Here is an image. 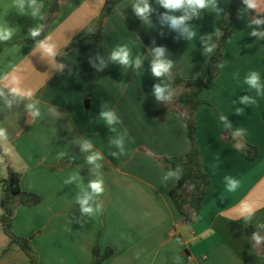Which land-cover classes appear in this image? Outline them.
Segmentation results:
<instances>
[{"label":"crops","instance_id":"1","mask_svg":"<svg viewBox=\"0 0 264 264\" xmlns=\"http://www.w3.org/2000/svg\"><path fill=\"white\" fill-rule=\"evenodd\" d=\"M236 1L211 0L192 13L148 0L145 20L134 10L138 0H121L102 40L94 41L87 36L106 0H63L45 35L29 41L51 0H36V15L30 0L23 9L16 0H0V28L11 32L0 40V179L9 165L21 175V190L40 196L37 204L18 206L13 217L17 235H34L39 264H92L96 245L113 250L103 264H264L262 239L246 233L253 226L264 234V30L251 18L252 8L242 6L229 21L219 74L199 93L205 102L196 110V139L210 184L190 226L170 197L178 172L160 160L189 151L187 125L176 110L163 121L153 113L160 106L157 85L165 95L176 74L206 77L221 36L217 20ZM256 4L252 10L264 13V0ZM166 15L189 18L174 28ZM121 47L129 50L128 65L111 58ZM157 49L171 63L160 77L152 73ZM253 72L258 89L246 82ZM104 112L114 114L113 123ZM219 116L258 148V158L248 160L225 141ZM93 181L102 182L101 194L92 192ZM0 264H30L1 225Z\"/></svg>","mask_w":264,"mask_h":264},{"label":"trees","instance_id":"2","mask_svg":"<svg viewBox=\"0 0 264 264\" xmlns=\"http://www.w3.org/2000/svg\"><path fill=\"white\" fill-rule=\"evenodd\" d=\"M63 0H51L48 14L42 19L41 30L37 36L29 41L41 39L51 22L59 12ZM121 0H106L98 22L93 31L87 36L94 41L102 40V32L105 22L113 7ZM249 7L245 0H238L227 8L217 20V26L221 30V36L216 40L212 53L207 63V74L205 78L182 79L178 74L175 76L173 89L170 93L163 95L160 106L154 110V115L159 121H163L171 111H178L187 125V134L191 147L184 155L173 158H161L163 166L168 170L178 172V183L170 191V197L177 210L184 216L185 223L192 225L197 215L200 214L205 191L210 184L209 176L202 165V152L196 139L198 106L205 101L199 97V93L208 87L218 76L223 63L225 47L231 36L229 21L235 18L237 11L242 7ZM251 18L264 30V13L250 9ZM222 123L224 120L219 116ZM224 139L229 144L243 152L248 160H255L259 156L256 146L250 145L232 133L225 125ZM1 153V150H0ZM21 175L7 166L6 178L0 179L2 184L0 225L9 236L11 243L20 247L30 258V264H39V256L32 245V238L17 235L13 229V217L16 208L20 205H34L39 203L40 196L33 192H24L20 187ZM246 233L251 238H260L264 243V234L257 231L253 226L246 227ZM113 254L111 248L101 251L98 245L93 248L92 264H103Z\"/></svg>","mask_w":264,"mask_h":264},{"label":"clouds","instance_id":"3","mask_svg":"<svg viewBox=\"0 0 264 264\" xmlns=\"http://www.w3.org/2000/svg\"><path fill=\"white\" fill-rule=\"evenodd\" d=\"M159 4H161L164 8L169 9V10H179V9H185L187 12L188 9L192 11V13H196L198 9H203L208 6V4L211 2V0H158ZM245 2L248 4L249 8L255 9L257 7L256 0H245ZM16 3L18 6L23 9L24 8V0H16ZM33 9V15H36L39 12L40 6L36 3V0H30V5ZM134 10L136 14L145 20L148 18V13L151 11L150 6L148 4V0H138V3L134 6ZM188 15L180 16V17H175V16H165L164 19H167L171 22L172 27L174 28H179L181 25L184 24V21L188 19ZM184 31H188L186 28ZM39 34V29H34L31 32L32 36H37ZM256 33H253L255 35ZM11 32L0 28V40H6L10 37ZM189 37L193 36L194 33L188 32ZM41 47L44 48L47 52L51 54L52 49L50 46H47L43 43H41ZM207 51H211V48L207 49ZM156 59L152 62V73L156 77H160L166 73L169 72V69L171 68V63L168 61H165L161 59L163 55V50L162 49H157L155 51ZM113 60L118 61L119 63L123 65H128L130 63V58H129V50L125 47H121L118 50L114 51L112 53ZM140 59L137 58L135 61V64L137 67L140 66ZM250 86L259 88V76L258 73L253 72L251 75L247 78L246 81ZM12 92L14 94L18 93V89L13 88ZM165 92V88L157 85L155 87V94L158 99L163 98V94ZM247 98H245L246 100ZM238 112L241 110H237ZM38 114V113H37ZM104 119H106L110 124L114 122L115 117L112 112H104L101 114ZM5 132L3 129H0V137H4ZM85 147H90L89 144H86ZM97 159L96 155L90 156L88 158L89 162L92 163ZM89 187L91 188L92 192L96 194H101L104 189H103V184L101 181H93L89 184ZM82 204H86L87 200H84L81 202ZM83 211L91 213L93 210L91 208H83ZM259 242V238H257Z\"/></svg>","mask_w":264,"mask_h":264},{"label":"rangeland","instance_id":"4","mask_svg":"<svg viewBox=\"0 0 264 264\" xmlns=\"http://www.w3.org/2000/svg\"><path fill=\"white\" fill-rule=\"evenodd\" d=\"M0 157H2L3 159H4V156L1 154V156ZM1 158V159H2ZM6 176H7V172L5 173V176H4V178H6ZM2 184H0V200H1V197H2ZM1 202V201H0ZM0 207H1V203H0ZM0 210H1V208H0Z\"/></svg>","mask_w":264,"mask_h":264}]
</instances>
